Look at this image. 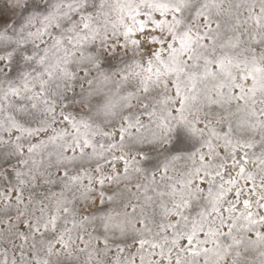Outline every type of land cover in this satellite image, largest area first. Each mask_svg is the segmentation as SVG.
Listing matches in <instances>:
<instances>
[{
  "label": "snow or ice",
  "instance_id": "obj_1",
  "mask_svg": "<svg viewBox=\"0 0 264 264\" xmlns=\"http://www.w3.org/2000/svg\"><path fill=\"white\" fill-rule=\"evenodd\" d=\"M0 264H264V0H0Z\"/></svg>",
  "mask_w": 264,
  "mask_h": 264
}]
</instances>
